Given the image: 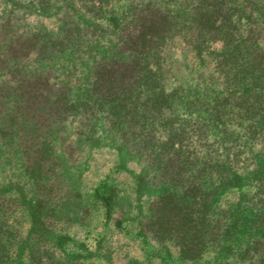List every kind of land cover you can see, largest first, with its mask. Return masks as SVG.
I'll return each mask as SVG.
<instances>
[{
  "label": "rangeland",
  "instance_id": "rangeland-1",
  "mask_svg": "<svg viewBox=\"0 0 264 264\" xmlns=\"http://www.w3.org/2000/svg\"><path fill=\"white\" fill-rule=\"evenodd\" d=\"M54 1L40 0L32 5L33 0H0V55H4L0 58H8L7 63H0V68L2 65V68H14L16 63L23 65L30 61L35 55L33 49L42 45L45 38L50 39L53 49L64 48L65 39L58 44L62 36H68L62 24L76 23L78 19L98 26L88 30L94 51L111 48L116 39L107 24L109 17H89L79 8L75 10L77 13L65 12L60 1ZM194 1L107 0L104 5L118 14L128 5L165 8L176 15L175 23L180 24V29L185 27L168 43L166 52L167 59L181 72L178 95L191 98L181 99L182 103L174 108L176 112L159 128L171 126L175 131L170 133L175 134L173 149L192 159L186 172L177 178L170 177L169 172L166 179L171 178L173 185L181 187L189 173L199 174L197 178L201 183L222 188L207 207L204 222L195 225V216L200 210L197 204L185 208L187 212L180 205L175 209L168 207L172 214L170 222L166 223L162 216L160 223H154V217L166 206L164 201L158 200L160 190L152 189L159 176L155 169L143 167L136 159L124 161L116 150L99 143L82 146L73 153L60 148L61 166L48 172L59 184L50 192L42 190L40 184L37 189L30 179L24 178L19 151L10 155L0 152V227L11 247V264L14 260H19L20 264H36L38 259L44 258V253L51 252L56 233L64 237L60 247L63 254L59 258L63 264H72L67 258L77 254L82 256L77 264H264V182L253 174L257 164L262 163L261 140L256 136L246 138L243 130L247 125L244 109L253 99L243 97L241 86L225 67L232 53L229 44L225 47V35L206 36L197 30L192 33L188 23L190 4ZM235 4L231 24H237L240 33L243 23L261 25L255 18L248 17L249 5L245 9V0H236ZM35 28L40 31L38 34ZM78 29L82 34L85 26L78 23ZM241 37L246 43H240L238 52L245 53L254 43L248 36ZM189 38H198L200 49L191 51ZM257 43L263 53L264 43ZM253 49L256 51L255 47ZM49 51L52 53L51 49H46L36 57L45 58ZM51 55L54 56H48ZM73 63V71L82 73L83 65L78 60ZM28 65L33 69L44 67L49 74L61 70L60 65L47 68L41 60L30 61ZM172 72L170 69L164 74L169 79ZM166 84V89L171 90L176 82L170 78ZM60 126L55 128L56 132ZM66 132L61 130L59 136L70 137ZM161 132L156 139L169 146L168 133L162 129ZM14 176L20 184L24 180L25 185L2 190ZM152 176L156 179L152 180ZM225 178L231 182L227 187ZM66 190L69 197L65 195ZM93 193L95 199L91 197ZM37 198L49 204L39 215L40 222L46 225L37 223L33 217L35 210L31 208ZM59 200L66 208L63 214L54 207ZM181 217L182 220L176 222ZM229 220L235 222L232 227L227 226ZM182 221L195 225L192 230H198L194 231L196 236L191 235L198 241L192 255L181 249L193 231L181 238L170 237L173 235L168 233ZM39 230L45 235L41 236Z\"/></svg>",
  "mask_w": 264,
  "mask_h": 264
},
{
  "label": "trees",
  "instance_id": "trees-1",
  "mask_svg": "<svg viewBox=\"0 0 264 264\" xmlns=\"http://www.w3.org/2000/svg\"><path fill=\"white\" fill-rule=\"evenodd\" d=\"M59 1L65 12L72 10L77 13L75 10L79 8L89 17H109L107 24L116 41L107 50L94 51L95 45L91 42L88 30L98 26L78 19L76 23L71 21L62 24V30H65L68 36H62L58 44L65 39L64 48H58L57 44V48L53 49L50 39L45 38L42 45L33 49L35 55L30 61L41 60L47 68L60 65L61 70L58 73L49 74L44 67L33 69L28 65L30 61L23 65L16 63L14 68L9 69L2 68V65L0 152L10 155L19 151L22 155L24 178L30 179L32 184L37 185V189L40 184L42 190L50 192L52 188L57 187V183L59 184L55 183L56 180H53L48 172L51 168L61 166V153L58 152L60 148H65V151L70 153L82 146L97 143L113 148L122 160L136 159L143 167L154 168L155 174L159 175L152 176V180L157 178L152 184V189L160 190L157 192L158 200L164 201L166 206L154 217V223H160L162 216L166 223L170 222L172 214L168 207L175 209L180 205L185 210L198 204L200 210L195 216V225L201 224L206 218L204 214L207 207L222 188L201 183L197 178L199 174L189 173L186 183L181 187L173 185L171 178L166 179L169 172L170 177L174 178L183 174L185 168L192 164V159L173 149L175 134H171L175 131L171 126L159 128L166 125L168 116L176 112L174 108L182 103L181 99L191 98L189 95H178L181 72L167 59L166 52L168 43L178 36L177 32L181 34L185 27L180 29V24L175 23L176 15L165 8L147 9L146 5H128L118 14L113 12L112 8H106L104 3L107 0ZM39 2L40 0H33L32 5ZM235 2L236 0H195L190 4L191 19L188 25H191L192 33L197 30L206 36L216 33L225 35V47L229 44V50H232L225 67L232 73L235 83L241 86L243 97L253 99L244 109L247 125L243 130L246 138L256 136L261 140L262 163L257 164L253 174L264 182V52L257 46V42L264 43V0H245V9L249 5L246 10L248 17L255 18L261 25L243 23L242 33L237 30V24H231L233 12L236 11ZM42 3L43 1L41 5ZM15 5L19 4L16 2ZM78 23L85 26L86 31L82 30V34L77 30ZM34 32L38 34L40 31L35 28ZM75 32L76 36L72 37ZM241 36H248L254 43L253 46L247 47L245 53H241V50L238 52L240 43H246ZM198 41V38H189L191 51L200 49ZM46 49H51L52 53L49 51L45 58L36 57V54H44ZM49 54L54 56H48ZM3 56L0 55L1 58ZM1 58L0 63L8 62V58ZM75 60L83 65L82 73L73 71ZM170 69H173V72L169 79L176 84L175 88L167 90L166 83L169 79L164 73ZM177 100L179 102H176ZM62 121L68 124L65 125ZM59 126L60 129L56 132L55 128ZM161 129L168 133L169 146L156 139L157 135H161ZM61 130H67L66 133L70 134V137L59 136ZM10 179L12 178H9L11 182H7L2 190L25 185L24 180H21L20 184L18 178ZM225 179L228 181L225 184L227 187L231 182L229 178ZM68 191L65 192L67 197ZM91 197L95 199V193ZM59 203L61 207H58ZM48 206L47 200L41 198L33 202L31 209L35 210L33 217L38 220L37 223L40 222L39 215H42ZM54 207H57L61 214L66 209L60 200ZM181 220L182 217L176 222ZM40 223L46 225L45 222ZM186 224L189 223L182 221L180 226H173V232H168L173 235L170 237L181 238L185 233L198 232L195 228L191 229L195 225ZM230 224L232 227L235 222L229 220L227 226ZM40 232L41 230L38 231ZM193 232L181 249V252L187 255H192L198 242L191 238V235H197ZM4 233L0 227V264H11L13 254L8 240L3 236ZM40 234L45 235L44 231ZM56 234L51 252L44 253V258L38 259L36 264H63L59 258L63 254L60 247L64 237ZM67 259L70 263L77 264L82 261V256L69 255ZM13 263L20 264V261L14 260Z\"/></svg>",
  "mask_w": 264,
  "mask_h": 264
}]
</instances>
